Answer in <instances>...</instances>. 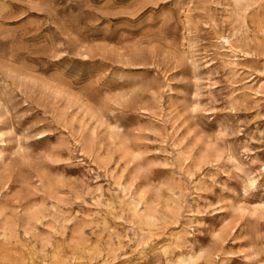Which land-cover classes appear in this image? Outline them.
Masks as SVG:
<instances>
[{
	"label": "rangeland",
	"instance_id": "obj_1",
	"mask_svg": "<svg viewBox=\"0 0 264 264\" xmlns=\"http://www.w3.org/2000/svg\"><path fill=\"white\" fill-rule=\"evenodd\" d=\"M0 264H264V0H0Z\"/></svg>",
	"mask_w": 264,
	"mask_h": 264
}]
</instances>
